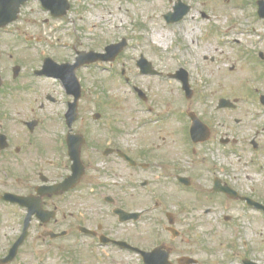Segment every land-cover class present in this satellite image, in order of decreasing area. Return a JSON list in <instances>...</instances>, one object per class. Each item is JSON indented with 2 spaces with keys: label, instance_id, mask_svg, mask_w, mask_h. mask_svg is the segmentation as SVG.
Segmentation results:
<instances>
[{
  "label": "flooded vegetation",
  "instance_id": "1",
  "mask_svg": "<svg viewBox=\"0 0 264 264\" xmlns=\"http://www.w3.org/2000/svg\"><path fill=\"white\" fill-rule=\"evenodd\" d=\"M78 1L68 0L69 11L55 17L61 7L30 0L16 22L0 29V264H217L200 255L212 238L193 236L199 228L230 232L220 261L264 264L257 255L264 242L250 246L233 216L255 213L264 225V87L251 83H264V38L251 49L231 33L243 26L210 31L216 51H229L250 73L243 86L248 96L211 97L180 60L173 69L155 60L175 51L198 53L200 42L186 44L194 31L186 25L210 22L209 13L190 4V19L189 13L169 22L162 14L166 25H185L172 32L178 44L160 45L153 36H134L135 45L127 38L89 44V28L84 43L77 37L74 44L51 45V23L60 20L67 30L68 19L88 12L86 0ZM259 1L238 0L235 11L257 15L264 25ZM125 40L115 54L106 53ZM129 50L134 55L125 57ZM88 70L109 72V81L123 77L131 86L139 108L132 124L101 107L109 97ZM47 81L58 88L47 90ZM159 84H167V92L155 99L151 92L161 93Z\"/></svg>",
  "mask_w": 264,
  "mask_h": 264
},
{
  "label": "rangeland",
  "instance_id": "2",
  "mask_svg": "<svg viewBox=\"0 0 264 264\" xmlns=\"http://www.w3.org/2000/svg\"><path fill=\"white\" fill-rule=\"evenodd\" d=\"M183 1L193 4L197 8H201L202 11L209 13L211 16L210 22L205 21L199 23L198 21H190L189 23L192 24V27L189 23L186 25L187 28L190 27L194 30L186 44L191 43V40L193 41L195 39L201 43L202 48L198 49V53L195 55L192 53L194 56H184L178 51L171 52L169 54L163 53L162 56L164 59H161L159 56L156 58L155 56L157 66L164 67V65L168 64L170 69L177 68L180 60V64H182L189 71L191 76L196 81V86L202 90L206 89L207 91L205 92H208L209 95L211 94V97H217L220 95H229L233 97L237 95L248 96V91L243 90L244 81L247 80V78H250V73L248 72L249 70L246 64L236 61L234 57L230 58L229 51L224 52V56L221 52H219V50L216 51L217 47L214 43V35H211L210 31H212L215 26L217 27V30L222 29L224 25L227 29H231L233 24H238L237 28L243 26V28L238 29V31H236L233 26L231 33H239L238 38L242 40V43L249 45L252 49L253 46H258L263 43V21L256 20L259 19L257 15H254V18H247L245 13L243 14L238 11H233L231 5L235 7L238 0H231L232 3L229 0ZM75 2L77 5H80L81 3L78 0H75ZM176 2L177 0H86L85 5L86 8H89L87 9L88 12L83 11V14L76 15L72 17V19H68L70 21L66 23L67 30L64 29V24L60 20H57L56 24L51 23L57 31L52 27V35L49 42L51 45H60L64 42H72L74 44L75 41L78 42L77 37H82V41L84 43L88 37L87 29L90 28L93 29V32L89 36V44H95L91 40L93 38H95L94 40L98 41L99 44H102L105 41L119 42L124 38L130 40L131 44H139V42L135 40L134 36L137 38L143 36H153L155 41H163L162 43H159L160 45H167L170 42L178 44L177 39L174 37V33L181 32L185 25L169 26L166 25L161 18V14L167 13L166 11L173 10V6ZM32 8L35 13V4H33ZM26 11L32 12L29 8H27ZM231 12L234 13L231 15ZM194 13L195 11L192 12L189 19L192 18ZM142 23H147V26L141 27L140 24ZM157 31L160 33L158 34ZM173 31L175 32L172 33ZM240 33L244 34L241 35ZM142 42L144 45L143 40ZM197 48V45L192 47L193 50H196ZM134 53L135 51L129 50L125 57L133 56ZM167 56L169 57L167 58ZM204 56L209 58L211 56H216L217 61L214 63H211L210 60L204 61ZM225 57L231 61L228 64L236 66V70L234 72H230L227 69V62L224 60ZM17 60L18 59L10 58L11 63H16L18 62ZM129 63L130 64H127L126 68L128 73L132 74V68L134 66L131 62ZM116 67L121 69V65H117ZM25 70L27 72L30 69L25 67ZM227 70L229 72H227ZM87 72L88 73L86 75L90 78H98L96 81L102 85L100 87L101 90H104L105 95L109 97L102 101L101 107L103 108L104 104V109L107 110L108 113L119 115L122 117V122L127 121L129 124H132V117H130V115L139 108L135 103L133 96L130 94V85L124 83L123 80L117 79V77L115 80L109 81L107 79V77L110 76L109 72L99 71V73L96 74H93L94 72H92V70H88ZM93 81L94 80L91 79L90 84L88 85L91 88L93 86ZM146 81L147 83L150 82V80ZM251 83L252 85H260L264 87V83L263 85L262 83L256 81ZM51 85V82L47 81L45 83V86L47 87L46 89L48 90L49 87L51 88ZM165 85L167 86V84ZM165 85L159 84L158 87L161 88V93L151 92V96L155 99H160L161 95L163 97V93L167 92V87ZM226 85H228L229 88L226 87ZM170 87H173L175 90L177 88V84L170 83ZM52 88L57 89L58 86L52 85ZM169 91L171 90L169 89ZM212 93H214V95H212ZM54 94L56 95V92H54ZM92 104L93 101L91 100L90 105L92 106ZM63 108L64 99L62 103L59 100L56 104L55 109L57 110V114ZM92 108L94 107L92 106ZM249 169V173H253L251 167ZM233 216L237 218L239 232H246L248 238L252 240L250 241V246L253 244L256 246L258 241L264 242V225L255 222V213H242L235 211ZM192 235L212 238L210 244L203 245V249L200 252L203 259L217 264H238L236 258L233 260L234 263L231 261L230 263H225L219 260L220 257L222 258L224 253L229 252L228 242L230 240H228V238L231 234L227 229L199 228L197 230H193ZM235 242L236 254L240 255L243 252L241 242L240 240H236ZM250 246L249 250L252 252V256L254 257V250H252ZM262 249H260L257 255L264 258V251H262ZM216 259L219 262H216Z\"/></svg>",
  "mask_w": 264,
  "mask_h": 264
},
{
  "label": "water",
  "instance_id": "3",
  "mask_svg": "<svg viewBox=\"0 0 264 264\" xmlns=\"http://www.w3.org/2000/svg\"><path fill=\"white\" fill-rule=\"evenodd\" d=\"M26 0H2L4 6H1L0 13L2 14H13L14 17L12 19H9V22H12L16 19V15L19 13V7L22 3H24ZM49 4H56L60 3L61 0H47ZM63 3H66L65 0H62ZM13 9H10V8ZM177 7L176 9H178Z\"/></svg>",
  "mask_w": 264,
  "mask_h": 264
},
{
  "label": "bare ground",
  "instance_id": "4",
  "mask_svg": "<svg viewBox=\"0 0 264 264\" xmlns=\"http://www.w3.org/2000/svg\"><path fill=\"white\" fill-rule=\"evenodd\" d=\"M157 33L159 34L160 32L157 31ZM159 36V35H158Z\"/></svg>",
  "mask_w": 264,
  "mask_h": 264
}]
</instances>
